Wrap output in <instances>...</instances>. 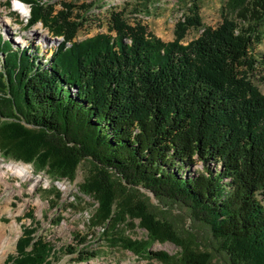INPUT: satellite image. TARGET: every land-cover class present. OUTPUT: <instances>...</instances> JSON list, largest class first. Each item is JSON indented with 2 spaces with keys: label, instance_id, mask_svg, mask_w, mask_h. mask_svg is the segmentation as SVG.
<instances>
[{
  "label": "trees",
  "instance_id": "1",
  "mask_svg": "<svg viewBox=\"0 0 264 264\" xmlns=\"http://www.w3.org/2000/svg\"><path fill=\"white\" fill-rule=\"evenodd\" d=\"M20 1L30 6L28 29L43 24L63 40L45 59L0 35L1 155L45 173L56 200L55 183H74L88 163L79 191L98 204L89 226L112 247L163 264H264V94L252 82L264 0H229L217 28L204 26L199 0H190L172 42L129 25L124 12L110 13L109 34L78 42L75 9L89 4L58 11ZM190 31L201 34L185 44ZM176 204L201 234L162 217ZM129 220L146 240L120 231ZM35 234L23 231L8 263L51 264L56 249ZM206 237L219 257L203 249ZM165 242L180 253L151 251ZM66 251L78 263L100 256Z\"/></svg>",
  "mask_w": 264,
  "mask_h": 264
},
{
  "label": "rangeland",
  "instance_id": "2",
  "mask_svg": "<svg viewBox=\"0 0 264 264\" xmlns=\"http://www.w3.org/2000/svg\"><path fill=\"white\" fill-rule=\"evenodd\" d=\"M20 1V0H19ZM46 5H54L59 11L62 3H72L80 7L90 5L87 12L75 9V14L82 18L83 24L78 31L76 41H85L100 34L110 33V13L124 12V19L129 25L141 23L148 26L149 31L164 42L175 39V28L190 7V0H40ZM229 0H199L200 14L205 27L217 28L226 15ZM25 4V3H24ZM27 5V4H25ZM29 12L21 16L14 9L13 0H0V35L13 43L16 50L30 48L32 53L39 52L38 57L51 56V48L62 42L46 29L43 24H38L28 29L26 23L30 17ZM199 31H190L184 40L185 44L197 39ZM253 53L258 59L257 71L252 77L253 84L264 94V37L257 44ZM1 65V60H0ZM26 167L30 172L22 177L17 173L19 168ZM89 168L88 163H83L78 171L74 183L61 181L55 183L58 191L62 193L61 199L56 200V191L52 192L51 180L45 173H37L32 165L14 160H6L0 153V225L8 227V236L11 241L6 247V253L1 257L0 264L8 263L17 253V242L26 228L36 229L35 237L50 243L58 253L51 264H163L156 259L138 257L133 253L118 247H112L102 228H92L89 220L94 214L98 204L89 197L81 195L79 185L84 182ZM143 193H146L144 190ZM151 197L155 205H159ZM162 209V217L171 220L182 229L192 233H202L200 226H195L189 220V211L182 204H176ZM139 221L131 226V220L122 224L119 229L127 237L135 241L147 239V232L141 229ZM12 228V230H11ZM79 237L87 238L84 244L78 242ZM204 250L210 254H219L215 250L216 243L206 237L200 241ZM87 247L90 251L100 252L95 260L84 263L76 262L77 255L69 254L71 247L76 249ZM153 252H165L169 256H176L180 249L171 242L155 243L151 247ZM214 260V263H218Z\"/></svg>",
  "mask_w": 264,
  "mask_h": 264
},
{
  "label": "bare ground",
  "instance_id": "3",
  "mask_svg": "<svg viewBox=\"0 0 264 264\" xmlns=\"http://www.w3.org/2000/svg\"><path fill=\"white\" fill-rule=\"evenodd\" d=\"M18 2L24 6V11L21 12L19 9H16L15 7L14 9L21 16H25L29 12L28 6L19 0ZM17 173L20 174L22 177H24V176H27L30 172L27 170L26 167H23V168H19ZM10 241L11 239L8 236V227L0 225V260H1V257L6 253V247Z\"/></svg>",
  "mask_w": 264,
  "mask_h": 264
},
{
  "label": "clouds",
  "instance_id": "4",
  "mask_svg": "<svg viewBox=\"0 0 264 264\" xmlns=\"http://www.w3.org/2000/svg\"><path fill=\"white\" fill-rule=\"evenodd\" d=\"M14 7L16 9H19L21 12L24 11V6L18 2V0H13Z\"/></svg>",
  "mask_w": 264,
  "mask_h": 264
}]
</instances>
